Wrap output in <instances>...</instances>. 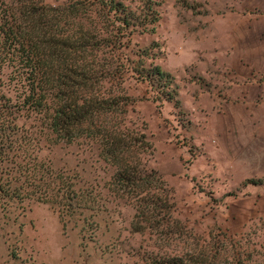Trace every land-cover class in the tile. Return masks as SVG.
<instances>
[{
	"label": "rangeland",
	"instance_id": "1",
	"mask_svg": "<svg viewBox=\"0 0 264 264\" xmlns=\"http://www.w3.org/2000/svg\"><path fill=\"white\" fill-rule=\"evenodd\" d=\"M155 1L154 33L130 48L169 74L173 101L155 99L165 80L126 79L118 111L42 141L39 160L93 202L60 221L0 195V264H264V0Z\"/></svg>",
	"mask_w": 264,
	"mask_h": 264
},
{
	"label": "trees",
	"instance_id": "2",
	"mask_svg": "<svg viewBox=\"0 0 264 264\" xmlns=\"http://www.w3.org/2000/svg\"><path fill=\"white\" fill-rule=\"evenodd\" d=\"M159 6L155 0H0V195L50 204L60 221L61 210L90 209V193L39 160L41 143L82 137L86 125L118 111L117 90L126 79L150 88L165 80L155 99L173 101L169 74L146 65V50L130 48L134 36L154 33ZM132 174L124 165L115 176ZM217 262L202 255L168 264Z\"/></svg>",
	"mask_w": 264,
	"mask_h": 264
}]
</instances>
